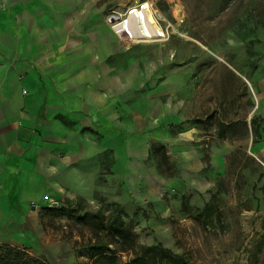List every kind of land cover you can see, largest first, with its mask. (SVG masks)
Here are the masks:
<instances>
[{
	"label": "rangeland",
	"instance_id": "374dc122",
	"mask_svg": "<svg viewBox=\"0 0 264 264\" xmlns=\"http://www.w3.org/2000/svg\"><path fill=\"white\" fill-rule=\"evenodd\" d=\"M93 1L94 13L79 21H94L87 31L96 35V53L103 49L99 24L111 31L106 66L121 85L107 95L110 125L90 133L94 168L71 174L80 188L48 197V207L120 215L137 249L171 252L173 258L158 253L151 264H264V163L244 148L248 113L264 87V0ZM7 2L0 0L5 41ZM144 3L156 13L160 35L132 43L118 37L107 19ZM6 54L1 46V67ZM153 147H163L167 158L160 169ZM40 217L29 247L0 248L44 264H89L87 229L41 210ZM133 256L117 252V264Z\"/></svg>",
	"mask_w": 264,
	"mask_h": 264
},
{
	"label": "crops",
	"instance_id": "0c3cea01",
	"mask_svg": "<svg viewBox=\"0 0 264 264\" xmlns=\"http://www.w3.org/2000/svg\"><path fill=\"white\" fill-rule=\"evenodd\" d=\"M93 4L7 2L10 37L0 39L8 59L0 66V244L29 247L41 231L40 210L48 207L44 197L53 200L69 187L80 188L70 175L95 166L90 133L110 125L107 95L121 84L106 66L111 31L99 24L103 49L96 53V35L87 31L94 21H79L94 13ZM257 96L244 148L264 163V87Z\"/></svg>",
	"mask_w": 264,
	"mask_h": 264
},
{
	"label": "trees",
	"instance_id": "16d2710c",
	"mask_svg": "<svg viewBox=\"0 0 264 264\" xmlns=\"http://www.w3.org/2000/svg\"><path fill=\"white\" fill-rule=\"evenodd\" d=\"M151 154L154 157L159 155L161 163H157V168L160 169L163 164H167L163 147H153ZM166 169L169 170V165H166ZM207 210L208 207L204 206L199 211V215H205ZM41 212L52 218L65 217L71 219L78 226L90 232L91 238L85 247L89 264H117V252L128 251L133 252L134 256L123 264H151L153 257L158 253L165 258H173L171 252L160 245L139 247L137 249L134 233L124 225L122 217L118 214L110 216L108 219L99 213L75 215L74 211L67 210L64 207H46L42 208ZM0 264L44 263L36 259L25 258L21 252L11 247H4L0 248Z\"/></svg>",
	"mask_w": 264,
	"mask_h": 264
},
{
	"label": "bare ground",
	"instance_id": "6f19581e",
	"mask_svg": "<svg viewBox=\"0 0 264 264\" xmlns=\"http://www.w3.org/2000/svg\"><path fill=\"white\" fill-rule=\"evenodd\" d=\"M149 4L137 5L138 7L133 8L125 16L113 15L114 21L110 24L113 32L118 37L131 43L139 39L159 36L160 30L152 16V14L156 15V13L150 9Z\"/></svg>",
	"mask_w": 264,
	"mask_h": 264
},
{
	"label": "water",
	"instance_id": "95a60500",
	"mask_svg": "<svg viewBox=\"0 0 264 264\" xmlns=\"http://www.w3.org/2000/svg\"><path fill=\"white\" fill-rule=\"evenodd\" d=\"M113 21H114V19H113L112 16H110V17L107 19L108 24H111ZM52 207H55V204H53Z\"/></svg>",
	"mask_w": 264,
	"mask_h": 264
},
{
	"label": "built area",
	"instance_id": "2783aa9c",
	"mask_svg": "<svg viewBox=\"0 0 264 264\" xmlns=\"http://www.w3.org/2000/svg\"><path fill=\"white\" fill-rule=\"evenodd\" d=\"M229 2L237 1V0H227ZM44 200H47V197H44Z\"/></svg>",
	"mask_w": 264,
	"mask_h": 264
}]
</instances>
